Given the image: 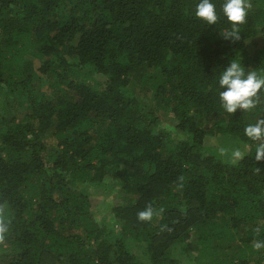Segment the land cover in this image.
<instances>
[{"label": "trees", "instance_id": "1", "mask_svg": "<svg viewBox=\"0 0 264 264\" xmlns=\"http://www.w3.org/2000/svg\"><path fill=\"white\" fill-rule=\"evenodd\" d=\"M259 2L232 43L225 0H212L215 25L195 18L199 0H0V205L12 219L0 264H264L252 248L264 240V161L244 134L264 104L229 115L219 100L230 61L264 74ZM133 80L157 81L179 141L128 91ZM207 136L244 159L224 162ZM113 182L125 202L96 220L79 187ZM149 203L164 213L138 222Z\"/></svg>", "mask_w": 264, "mask_h": 264}, {"label": "clouds", "instance_id": "2", "mask_svg": "<svg viewBox=\"0 0 264 264\" xmlns=\"http://www.w3.org/2000/svg\"><path fill=\"white\" fill-rule=\"evenodd\" d=\"M252 7L250 0H225L222 5L223 15L226 17L230 28L223 32L222 38L226 41L236 43L241 40L240 26L247 22L248 10ZM195 18L207 25H215L218 21L216 6L212 0H199L195 9ZM219 86L226 89L219 93L222 109L229 115L241 112H251L258 105L264 104V74H258V70L247 71L241 61L236 59L230 61L229 66L219 77ZM246 137L256 143L255 161H264V119H258L254 124H249L244 129ZM221 155L226 154V149H219ZM245 157V152L239 148L231 151L232 163H238ZM261 168L256 167L259 173ZM184 177H178L177 188H183ZM165 209L156 208L149 203L143 210L137 213V220L141 223H151L154 218H159ZM12 219L6 214L5 206L0 205V245H4L11 232ZM253 231L257 236L260 228ZM254 251L264 249V240L254 239L252 241Z\"/></svg>", "mask_w": 264, "mask_h": 264}, {"label": "rangeland", "instance_id": "3", "mask_svg": "<svg viewBox=\"0 0 264 264\" xmlns=\"http://www.w3.org/2000/svg\"><path fill=\"white\" fill-rule=\"evenodd\" d=\"M250 3L252 7L250 9H255L260 6L259 0H250ZM254 46V43L251 44V42H248V49L250 50ZM38 50V48H33L30 50L28 57L30 59L34 60L35 62H38V57H36L35 52ZM37 58V59H36ZM44 81L42 83V90L43 92L47 93L49 96L53 88L49 84L51 83L52 77L50 76H45ZM157 81L158 78H157ZM155 82H151V85H144L142 88H139V86L134 85L135 80L127 86L128 91L130 93H133L134 95L137 96L138 100L143 104L145 109H153L155 108L156 110V115L159 118V128L165 129L170 137L171 140L174 142H177L182 138L180 132H178L175 128L176 126V119L172 116L170 113L169 109H166L165 107H162L160 104H157L154 101V92H153V85ZM166 86L168 85L167 83L165 84ZM152 86V87H151ZM6 93L3 89V86L0 84V107L2 108L3 106V101L5 99ZM12 114L16 115L17 119H20L23 117V115L26 113L24 109H21L19 107H15L14 111L11 112ZM204 145L208 148H215L217 151L220 153L219 149L224 148L226 149V154L222 155V159L226 163H232L231 159V151L233 150V146L230 144L229 140H226V138H221L217 139V137H212V136H207L204 139ZM50 150L46 153V157L50 155V152L55 149V147L52 146L51 143H49ZM215 149H212L215 151ZM241 151L244 152V147L239 148ZM122 170H120L121 172ZM108 185V184H107ZM107 185H94L91 183H84L82 184L79 188L84 191V193L88 196L89 198V203H90V210L93 211L95 219L96 220H102L103 217L108 213V211L113 207L116 206L117 204H123L124 201V196L120 195L116 192V188H111L115 186V182H113L112 186H107ZM6 212V209H5ZM108 215V214H107ZM113 222L110 220V224ZM194 256V254H192ZM253 264V260L251 262Z\"/></svg>", "mask_w": 264, "mask_h": 264}]
</instances>
